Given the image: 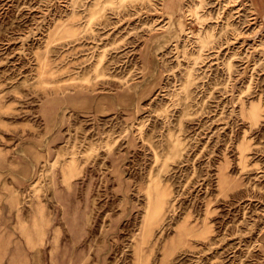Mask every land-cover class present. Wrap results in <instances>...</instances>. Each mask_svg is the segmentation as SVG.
I'll list each match as a JSON object with an SVG mask.
<instances>
[{"label":"rangeland","instance_id":"obj_1","mask_svg":"<svg viewBox=\"0 0 264 264\" xmlns=\"http://www.w3.org/2000/svg\"><path fill=\"white\" fill-rule=\"evenodd\" d=\"M0 264H264V0H0Z\"/></svg>","mask_w":264,"mask_h":264},{"label":"bare ground","instance_id":"obj_2","mask_svg":"<svg viewBox=\"0 0 264 264\" xmlns=\"http://www.w3.org/2000/svg\"><path fill=\"white\" fill-rule=\"evenodd\" d=\"M202 1V0H201ZM148 195H149V193H148Z\"/></svg>","mask_w":264,"mask_h":264}]
</instances>
